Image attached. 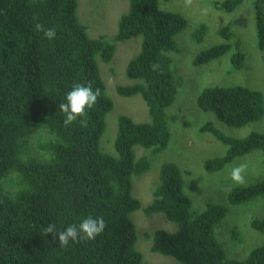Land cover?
Listing matches in <instances>:
<instances>
[{"label":"trees","instance_id":"16d2710c","mask_svg":"<svg viewBox=\"0 0 264 264\" xmlns=\"http://www.w3.org/2000/svg\"><path fill=\"white\" fill-rule=\"evenodd\" d=\"M162 1L167 0H129L110 39L89 35L88 25L78 16V0H0V264H144L132 217L140 209L146 215L163 213L178 224L174 231L154 232V252L173 256L174 264H229L216 233L228 207L208 202L205 208L195 209L177 163H162L159 183L146 207L133 194L134 178L151 169L153 155L171 140L167 108L175 102L180 84L173 54L179 51L176 35L185 29L187 19L161 8ZM242 3L222 0L213 5L231 12ZM254 11L264 62V0H255ZM37 23L55 28V38H45L36 30ZM207 29L200 24L194 38L203 41ZM219 33L222 41L198 53L193 64L230 53L233 67L242 69L246 58L240 41L234 40L232 24L220 27ZM139 36L141 49L126 69L134 82L118 85L117 91L122 96L140 94L151 120L137 122L120 115L114 141L117 154H107L100 140L114 102L107 94L99 60L110 62L116 41ZM153 64H158L157 71ZM75 83H90L101 95L83 117L65 126L59 104L66 102V93ZM198 105L222 122L242 127L264 116V93L238 84L213 85L202 90ZM201 129L227 146L224 154L205 160L208 171L221 170L256 150L264 154V132L233 137L211 121ZM138 145L151 148L152 154L137 156ZM228 198L233 205L258 198L261 204L264 177L233 187ZM87 216H102L107 224L94 240L69 241L61 247L58 238L44 234L49 223L64 230ZM246 224L264 234V218ZM233 238L238 247L246 241L256 246L232 263L264 264V237L244 235L235 224Z\"/></svg>","mask_w":264,"mask_h":264},{"label":"rangeland","instance_id":"374dc122","mask_svg":"<svg viewBox=\"0 0 264 264\" xmlns=\"http://www.w3.org/2000/svg\"><path fill=\"white\" fill-rule=\"evenodd\" d=\"M214 1L222 0H192L191 4H186L185 0L161 2V8L179 12L187 19L185 29L176 35L179 51L173 54V68L180 84L175 102L167 108L171 140L165 149L153 155L151 169L134 178L133 194L141 200L142 207H146L152 201L153 190L159 183L162 163H177L184 171L185 190L192 198L195 209L205 208L208 202L221 203L228 207V213L218 225L216 233L225 248L229 264H234V259L244 258L256 245L246 241L243 244L238 243V247L233 238V226L240 225L244 235L247 232V235L253 237H264V234L259 231L256 233L246 224L252 218H264V202L258 204L262 200L258 198L243 204H230L229 193L237 186L230 179V169L241 163L247 164L243 185L256 183L264 177V154L261 150H256L236 158L221 170L208 171L204 167L205 160L224 154L227 146L211 132L202 131L201 127L211 121L226 135L243 138L252 131L264 132V116L242 127H234L222 122L213 111L201 109L198 96L208 86L233 84L258 89L264 93V62L257 43L255 0H243L242 5L231 12L216 8ZM78 2L79 19L88 25V33L92 37L104 34L113 39L120 16L129 8V0ZM202 23L208 27L207 34L203 41H197L194 31ZM227 23L232 24L234 40L240 41L246 58L244 67L235 69L230 53L207 63L193 64L198 53L222 41L219 29ZM141 44L140 36L116 41L115 54L110 62L99 60L107 94L114 102L113 109L106 116V128L100 140L101 150L107 154H117L114 141L120 115H128L137 122L151 120L148 106L140 94L122 96L117 91L118 85L134 82L128 78L126 69L129 61L140 51ZM135 153L137 156L151 155L152 149L138 145ZM132 217L138 231L136 245L143 254L144 264H174L176 259L173 256L154 252L152 244L157 229L174 231L178 224L167 219L163 213L146 215L143 209L134 212Z\"/></svg>","mask_w":264,"mask_h":264},{"label":"clouds","instance_id":"9594fccd","mask_svg":"<svg viewBox=\"0 0 264 264\" xmlns=\"http://www.w3.org/2000/svg\"><path fill=\"white\" fill-rule=\"evenodd\" d=\"M192 0H185L186 4H191ZM37 31L43 32L48 40H53L56 36L55 28H45L37 23ZM152 68L157 71L158 64H153ZM101 95L99 88L93 90L92 85L75 83L71 90L66 93V102L59 104V109L65 115L63 121L65 126L71 125L78 118L83 117L87 109L92 108ZM247 164L241 163L230 169V179L237 185H243L247 175ZM107 227L106 221L102 216H87L79 224L69 225L64 230L56 228L55 224L49 223L44 230V234H51L53 239L58 238L61 247H67L69 241L80 242L94 240L98 235L103 233Z\"/></svg>","mask_w":264,"mask_h":264},{"label":"bare ground","instance_id":"6f19581e","mask_svg":"<svg viewBox=\"0 0 264 264\" xmlns=\"http://www.w3.org/2000/svg\"><path fill=\"white\" fill-rule=\"evenodd\" d=\"M99 17V16H98ZM124 51V50H123ZM126 51V50H125ZM126 54V53H125ZM256 92H257V90H256ZM257 93H259V91L257 92ZM218 122V121H217ZM221 131V130H220Z\"/></svg>","mask_w":264,"mask_h":264}]
</instances>
